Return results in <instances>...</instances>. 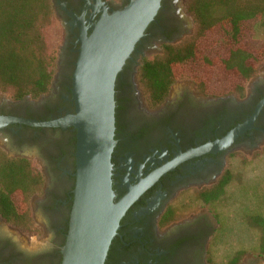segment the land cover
I'll return each mask as SVG.
<instances>
[{
	"label": "flooded vegetation",
	"instance_id": "1",
	"mask_svg": "<svg viewBox=\"0 0 264 264\" xmlns=\"http://www.w3.org/2000/svg\"><path fill=\"white\" fill-rule=\"evenodd\" d=\"M131 1L51 0L61 31L49 90L19 99L0 94V154L26 162L42 183L28 202L31 231L0 215V264L61 262L73 203L76 130L24 121L48 122L74 113L71 89L82 38ZM186 16L192 21L184 0H159L154 20L115 80L113 202L138 194L119 221L104 264H210L209 245L221 218L206 207L185 208L206 204L202 192L211 194L235 153L251 156L264 147L262 67L242 96L205 94L192 82L179 81L161 104L147 105L137 79L140 61L146 52L160 53L163 44L188 36ZM239 126L245 127L229 145L210 147ZM257 260L247 256L237 264Z\"/></svg>",
	"mask_w": 264,
	"mask_h": 264
},
{
	"label": "trees",
	"instance_id": "2",
	"mask_svg": "<svg viewBox=\"0 0 264 264\" xmlns=\"http://www.w3.org/2000/svg\"><path fill=\"white\" fill-rule=\"evenodd\" d=\"M184 11L192 19V33L140 61L137 79L147 105L161 104L172 85L187 77L205 94L242 96L264 62V37L256 33L264 27V0H184ZM54 21L51 0H0V94L19 99L49 90L56 54L46 32ZM233 180L227 169L211 194L202 192L201 198L210 206L219 202ZM41 184L26 162L0 154V215L31 231L28 202ZM248 221L260 232L258 254L264 256V215H250ZM244 254L236 251L228 264H237Z\"/></svg>",
	"mask_w": 264,
	"mask_h": 264
},
{
	"label": "water",
	"instance_id": "3",
	"mask_svg": "<svg viewBox=\"0 0 264 264\" xmlns=\"http://www.w3.org/2000/svg\"><path fill=\"white\" fill-rule=\"evenodd\" d=\"M158 7L159 0H132L122 10L101 18L90 35L82 38L78 51L71 89L74 113L48 122L24 121L69 125L76 130L73 203L60 264H104L119 221L138 194L129 193L113 202L114 84ZM244 127L210 147L229 145Z\"/></svg>",
	"mask_w": 264,
	"mask_h": 264
},
{
	"label": "rangeland",
	"instance_id": "4",
	"mask_svg": "<svg viewBox=\"0 0 264 264\" xmlns=\"http://www.w3.org/2000/svg\"><path fill=\"white\" fill-rule=\"evenodd\" d=\"M189 35L192 33L193 24L188 16ZM192 29V30H191ZM60 26L56 19L46 32L49 46L55 51L59 43ZM256 33L264 37V27L258 26ZM159 51L146 52V58L152 59ZM264 73V62L261 64ZM179 81L193 82L192 77L183 78L175 82L177 89ZM259 159V160H258ZM236 177L226 188V193L219 202L206 205L193 202L185 208L186 211H194L201 207L221 217L222 224L214 232L209 245L210 264H228L236 251H244L242 258L247 256L256 257L258 264H264L263 255L259 253L260 232L252 228L248 217L253 214L264 215V147L254 151L251 156L244 153H235L226 166ZM227 226V228H226ZM229 227V228H228Z\"/></svg>",
	"mask_w": 264,
	"mask_h": 264
}]
</instances>
